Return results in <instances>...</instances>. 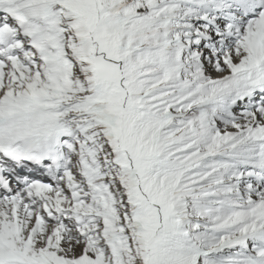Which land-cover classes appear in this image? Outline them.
<instances>
[{
    "label": "snow or ice",
    "instance_id": "obj_1",
    "mask_svg": "<svg viewBox=\"0 0 264 264\" xmlns=\"http://www.w3.org/2000/svg\"><path fill=\"white\" fill-rule=\"evenodd\" d=\"M0 264H264V0H0Z\"/></svg>",
    "mask_w": 264,
    "mask_h": 264
}]
</instances>
